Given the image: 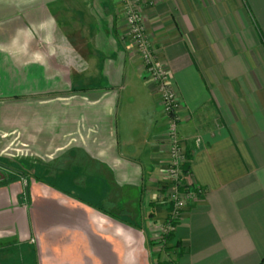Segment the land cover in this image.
Masks as SVG:
<instances>
[{
    "label": "crops",
    "instance_id": "0c3cea01",
    "mask_svg": "<svg viewBox=\"0 0 264 264\" xmlns=\"http://www.w3.org/2000/svg\"><path fill=\"white\" fill-rule=\"evenodd\" d=\"M152 1L201 195L160 255L170 119L119 0H0V264H264V0ZM108 179L142 190L138 227L102 211Z\"/></svg>",
    "mask_w": 264,
    "mask_h": 264
},
{
    "label": "built area",
    "instance_id": "2783aa9c",
    "mask_svg": "<svg viewBox=\"0 0 264 264\" xmlns=\"http://www.w3.org/2000/svg\"><path fill=\"white\" fill-rule=\"evenodd\" d=\"M122 12L126 15L129 34L134 47L141 54L142 62L161 95L164 112L170 119L168 127L169 155L170 159L164 168L165 183L161 190H169L159 199L168 198L169 214L165 225L162 227L163 238L174 231L176 224L182 216V212L189 200L196 199L202 193V188L193 182H189V170L185 169V150L183 141L178 131L180 122L179 101L174 91L169 76V70L164 61L155 53L150 38L146 32L143 17L137 2L140 0H119Z\"/></svg>",
    "mask_w": 264,
    "mask_h": 264
},
{
    "label": "trees",
    "instance_id": "16d2710c",
    "mask_svg": "<svg viewBox=\"0 0 264 264\" xmlns=\"http://www.w3.org/2000/svg\"><path fill=\"white\" fill-rule=\"evenodd\" d=\"M185 169L187 170L188 167L186 166ZM40 179L46 182L49 181L48 178L44 177ZM108 181L111 184V192L107 196L106 203L102 206V211L130 225L137 226L138 221L142 218V210L140 209L142 190H139L138 187L134 186L117 185L111 179H108ZM131 190H134L137 195H134ZM108 203L113 204V209H110V205ZM149 215L153 216L154 214L151 212Z\"/></svg>",
    "mask_w": 264,
    "mask_h": 264
},
{
    "label": "rangeland",
    "instance_id": "374dc122",
    "mask_svg": "<svg viewBox=\"0 0 264 264\" xmlns=\"http://www.w3.org/2000/svg\"><path fill=\"white\" fill-rule=\"evenodd\" d=\"M150 1L151 0H145L143 2V0H140L139 2H137L136 5L138 6V9H139L141 14H142V11H143V9H144V7L146 5H150V4L153 3V1L152 2H150ZM134 50H135V54L137 55V57L139 58V60H140V62L142 64V68H143L144 73L147 75L148 72H147V70L145 69V67L143 65L140 52L135 47H134ZM154 51H155V49H154ZM155 53L158 54L156 51H155ZM127 73H128V79L130 80L131 77H132L131 75H132L133 72H131V70H129V72H127ZM132 86H133V88L131 86H128L127 89L124 91V95L125 96H124V100L122 101L123 103L126 100V98L129 97L128 94L135 90L133 83H132ZM7 153L8 154H13V153H15V149L10 148V149H8ZM10 158H13V157H10ZM6 165H7V169H8L7 176H8V181H9V180L14 178V173H13L14 172L13 171L14 170L13 169L14 163H13V161L9 162L7 160ZM25 174L26 173H23L22 176L24 178H28V175H25ZM167 191H169V190H165V191H162V192H164V195H165V194H167ZM167 200H168V198L159 199V201L162 202L163 204L164 203L169 204V201H167ZM57 218H60V216H58ZM162 235H164V234H162ZM158 236H160V235H158ZM167 237H169V235H166L164 238H163V236H162V238L161 237L156 238V239H159L160 242L162 243L161 246H158L160 248V255H161V253L164 250L167 249V246H166L167 245V242H166V238ZM152 245H155V244H152ZM157 245H160V244H157ZM158 247H156V248L158 249ZM5 252L9 253L7 257H9L8 260L10 261V264H35L34 258L32 259V254H31V251H30V247H28V246H22L21 249H17V248L9 249V250H7ZM24 257H26V258H24Z\"/></svg>",
    "mask_w": 264,
    "mask_h": 264
}]
</instances>
